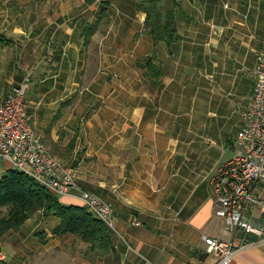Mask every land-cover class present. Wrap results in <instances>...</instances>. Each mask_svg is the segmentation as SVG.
I'll return each instance as SVG.
<instances>
[{"label": "crops", "instance_id": "0c3cea01", "mask_svg": "<svg viewBox=\"0 0 264 264\" xmlns=\"http://www.w3.org/2000/svg\"><path fill=\"white\" fill-rule=\"evenodd\" d=\"M142 3L0 0V106L30 79V125L78 177L61 202L85 208L89 191L115 212L108 254L46 264H217L206 238H236L217 215L212 179L244 125L243 113L235 125L229 113L244 112L253 94L245 71L264 52V0H179L170 47L145 34ZM147 55L161 62L159 86L137 65ZM10 170L0 159V180ZM250 215L263 222L264 206ZM59 225L40 213L25 232L0 235L3 264H22L29 234L50 239ZM231 264H264V245Z\"/></svg>", "mask_w": 264, "mask_h": 264}, {"label": "built area", "instance_id": "2783aa9c", "mask_svg": "<svg viewBox=\"0 0 264 264\" xmlns=\"http://www.w3.org/2000/svg\"><path fill=\"white\" fill-rule=\"evenodd\" d=\"M257 60L253 94L242 114L244 125L233 146L234 157L212 179L217 215L236 237L227 242L206 238L208 253L219 260L217 264H231L238 254L264 245V221L250 215L264 206L257 192V188L264 189V52ZM29 83L27 79L14 87L0 106V159L11 170L25 173L56 196H70L79 188L78 177L32 129L26 104ZM81 198L95 218L109 230L115 229L111 204L89 191H83ZM6 259L0 250V264Z\"/></svg>", "mask_w": 264, "mask_h": 264}, {"label": "trees", "instance_id": "16d2710c", "mask_svg": "<svg viewBox=\"0 0 264 264\" xmlns=\"http://www.w3.org/2000/svg\"><path fill=\"white\" fill-rule=\"evenodd\" d=\"M178 7L179 0H150L139 4V11L147 16L145 31L155 45L164 43L170 47L176 41ZM0 42H8L1 31ZM137 65L145 71L149 82L160 85L162 68L156 56H146ZM0 210L7 211L0 218V235L19 233L30 219L41 213L60 220L53 231L56 237L73 236L88 245L86 256L99 257L110 252L109 229L88 208L63 204L60 197L23 172L10 170L0 180Z\"/></svg>", "mask_w": 264, "mask_h": 264}, {"label": "rangeland", "instance_id": "374dc122", "mask_svg": "<svg viewBox=\"0 0 264 264\" xmlns=\"http://www.w3.org/2000/svg\"><path fill=\"white\" fill-rule=\"evenodd\" d=\"M24 1H27V0H24ZM148 1L150 0H143V2H148ZM102 14L104 15V17L107 18L106 10L103 11ZM145 34L147 35L146 31H145ZM245 73L248 74L249 75L248 78L252 80L250 77L251 75H253V72L245 71ZM253 79H254V76H253ZM29 85L31 84L29 83ZM242 111L243 110L237 108L234 113L233 112L229 113V116H231L230 123H233L235 125V121L239 119V116H241V114L243 113ZM240 126L242 128L243 124H240ZM229 129H230V125L227 126V129L225 132L228 133ZM229 139L233 140L234 134H231ZM234 154H235L234 149L232 148V146H229L225 150V152H223V157L221 160L222 162L221 164H219L218 167L222 166V164H224L225 162L231 160L234 157ZM6 214H7L6 210H0V218L4 217ZM37 231L38 230H35V232H33L32 230L33 233L29 234L28 238L31 239L29 240V243L31 245L32 252L24 254V259L21 262L22 264H46L47 263L46 261L53 262L54 255H57L58 257H70L71 255L75 256L76 254H82L83 256H86L88 254V245H85L84 243L80 242L73 236L69 238L71 239L75 238V242H66L63 237L60 238V237H56L55 235H53L54 237L49 239L47 237L48 234L46 232H43V231L37 232ZM22 232H25L24 228H22ZM12 235H16V234H12ZM7 250L10 251L9 248H7ZM14 253L15 252H13V254ZM44 258L46 260L45 262H42Z\"/></svg>", "mask_w": 264, "mask_h": 264}]
</instances>
